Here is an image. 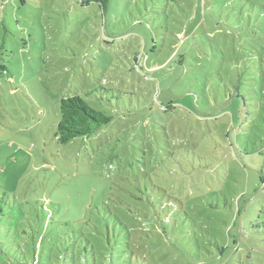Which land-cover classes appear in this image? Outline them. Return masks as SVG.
I'll return each mask as SVG.
<instances>
[{
    "label": "rangeland",
    "instance_id": "374dc122",
    "mask_svg": "<svg viewBox=\"0 0 264 264\" xmlns=\"http://www.w3.org/2000/svg\"><path fill=\"white\" fill-rule=\"evenodd\" d=\"M0 264H264V0H0Z\"/></svg>",
    "mask_w": 264,
    "mask_h": 264
},
{
    "label": "trees",
    "instance_id": "16d2710c",
    "mask_svg": "<svg viewBox=\"0 0 264 264\" xmlns=\"http://www.w3.org/2000/svg\"><path fill=\"white\" fill-rule=\"evenodd\" d=\"M61 119L56 137L62 144L78 137H89L110 122V116L88 104L80 95H72L60 102Z\"/></svg>",
    "mask_w": 264,
    "mask_h": 264
}]
</instances>
